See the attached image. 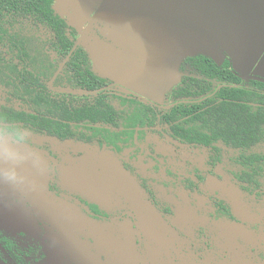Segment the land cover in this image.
<instances>
[{
  "label": "rangeland",
  "instance_id": "1",
  "mask_svg": "<svg viewBox=\"0 0 264 264\" xmlns=\"http://www.w3.org/2000/svg\"><path fill=\"white\" fill-rule=\"evenodd\" d=\"M99 1L89 0L83 39L98 71L125 91L159 102L181 59L198 52L264 77V0H105L94 16L104 48L91 28ZM142 145L136 174L97 143L0 131V231L31 242L34 264H264V198L254 200L264 188L242 191L224 166L208 175L203 149L156 138L149 156ZM196 175L198 190L182 186ZM211 195L236 219L215 217ZM79 199L109 217L91 216Z\"/></svg>",
  "mask_w": 264,
  "mask_h": 264
},
{
  "label": "trees",
  "instance_id": "2",
  "mask_svg": "<svg viewBox=\"0 0 264 264\" xmlns=\"http://www.w3.org/2000/svg\"><path fill=\"white\" fill-rule=\"evenodd\" d=\"M58 1L0 0L2 134L96 142L128 165L149 136L165 139L161 127L203 149L210 174L222 164L248 193L264 185V82L240 75L228 57L218 62L198 52L181 59L162 105L118 95ZM214 203L215 217L235 219L225 200ZM1 236L18 264H30L33 246L16 248Z\"/></svg>",
  "mask_w": 264,
  "mask_h": 264
},
{
  "label": "flooded vegetation",
  "instance_id": "3",
  "mask_svg": "<svg viewBox=\"0 0 264 264\" xmlns=\"http://www.w3.org/2000/svg\"><path fill=\"white\" fill-rule=\"evenodd\" d=\"M104 1L105 0H100L99 1V3L97 4L96 3V5H95V12H94V15H93V17H92V22H91V28H92V30H93V32H94V35L96 36V40H97V44H98V48L101 46V47H105V44L104 43H102V41H101V39H100V37H99V35H98V29L94 26V16H95V14H97L98 12H97V10H98V8L101 6V4L102 3H104ZM58 4H59V1H58ZM59 7H60V5H59ZM61 9V8H60ZM76 28V27H75ZM85 29H86V25L84 24L83 25V29H82V33H80V38H83V35H84V33H85ZM78 31V30H77ZM79 33V32H78ZM90 53V52H89ZM91 55V54H90ZM129 55H131V54H129ZM132 56H134V55H132ZM135 58H137L136 56H134ZM92 58V57H91ZM133 58V57H132ZM92 61H93V59H92ZM94 63V62H93ZM253 75V74H252ZM107 77V76H106ZM246 78H247V76H245ZM109 78V77H108ZM110 80H111V83L107 86V87H115V89H116V91H114L116 94H118V95H123V96H128V97H134V98H137L138 100H140V101H142V102H144V103H148V104H151V105H153V106H160V105H162V99H163V97H162V99L159 101V102H156V103H154V102H152L150 99H148V98H146V99H144V98H141V97H139L137 94H136V92L135 93H133V92H129V91H125L124 90V88L123 87H121L120 85H118L113 79H111L110 78ZM165 106H167V105H165ZM158 130L160 131V133L164 136V138L165 139H162L159 135H155L154 137H152V138H150V136L147 138V146H146V148H149V149H151V153H149V156H152L153 154V147H154V141H155V139L156 138H159L160 140H162L164 143H166V144H168V145H170V146H174L176 149H194V148H197V147H190L191 145L190 144H188V143H184V142H182V143H184V144H187V145H182V146H179V145H176V144H174V143H172L168 138H167V135L168 136H170L169 134H167L166 132H164L163 130H162V128L161 127H158ZM24 132H29V131H23L22 133L24 134ZM22 133H21V138H22ZM36 134V133H35ZM3 135H5V134H3ZM6 135H9V136H12V134H6ZM40 135V134H39ZM13 137V136H12ZM171 137V136H170ZM14 138V137H13ZM172 138V137H171ZM15 139V138H14ZM62 139V138H61ZM174 139V138H173ZM16 140V139H15ZM21 140V139H20ZM176 140V139H175ZM75 141H77V140H75ZM178 141V140H177ZM82 142V141H81ZM180 142V141H179ZM87 143H92V142H87ZM93 143H96V142H93ZM149 143H151V144H149ZM143 145H142V147H140V149H138V150H140L139 152H140V154L139 155H137L136 154V158L135 159H130L129 158V161L127 162V163H129L128 165H126V164H124L123 163V161H122V159H121V157L119 156V155H117V154H115L112 150H110V151H112L115 155H117L118 157H120V160L122 161V164L126 167V168H128V169H130L131 171H133V172H135L134 171V168H135V166H134V164H132V161L133 162H135L137 159H138V157L142 154L141 153V151H143ZM201 149V148H200ZM135 149H133V151H134ZM128 151H131V149H127L124 153L126 154H128ZM206 153V152H205ZM78 157H79V159H78V161H80L81 163V165L85 162V159H84V157H82L81 156V154H78ZM207 157V156H206ZM80 164L78 165V167L80 166ZM205 164H206V160H205ZM218 166H223L222 164L221 165H217L214 169H216ZM206 167H207V170H206V173L208 174V175H214L215 173H214V169H213V173L212 174H210L208 171V166H207V164H206ZM227 168L225 167V170H226ZM135 170H136V168H135ZM226 172H227V170H226ZM136 174L138 173L137 171L135 172ZM227 173H229V172H227ZM229 174H231V173H229ZM232 175V174H231ZM196 179H197V183L196 184H194V183H192L190 180H188L187 182H189V183H183L182 184V186L183 187H185L186 189H189V191L190 190H198L199 189V187H198V183L199 182H201L203 179H204V177L202 176V175H196ZM231 179H232V177H231ZM139 180H140V183H141V185H142V187L144 188V190L146 191V194H147V197H148V199L157 207V208H159V209H161V207H160V203H159V201L155 198V196L153 195V193H152V191H151V189H149V187L146 185V183L143 181V179L142 178H139ZM232 181H234V179H232ZM183 182V181H182ZM235 183V182H234ZM236 184V183H235ZM238 185V184H237ZM239 187V186H238ZM240 188V187H239ZM261 188H264V185H260V187H256L255 188V191L256 190H258V191H260V189ZM241 189V188H240ZM242 191H244V192H246V193H248V191H245V190H243V189H241ZM261 195H264V193L263 192H259L258 193V195L256 196V198L254 199V200H256V201H260V200H262L264 197L263 196H261ZM209 202L214 206V209L216 210V207H215V203H214V200L215 199H223V200H225L227 203H228V205L230 206V208H231V205L229 204V202L227 201V199H224V198H221V197H217V196H214V195H211V196H209ZM81 204H82V206L84 207V209L91 215V216H93V217H96V218H108L109 217V215L107 214V213H104V212H102V211H100L99 209H98V207L95 205V204H91V203H86V202H84V200L83 199H79L78 200ZM93 206V208H91ZM93 209H95V210H93ZM215 210H214V212H215ZM231 211H232V208H231ZM232 214H233V212H232ZM214 215V214H213ZM234 215V214H233ZM235 216V215H234ZM218 217H225V218H227L226 216H218ZM227 219H229V218H227ZM235 219H236V217H235ZM235 219H233V220H235ZM231 220V219H230ZM0 234L2 235L3 234V236H5L6 238H10V240L13 242V244H14V246L17 248V245L19 246V247H21V248H26V247H28V246H33L32 245V243L31 242H29L28 240L27 241H23L22 240V238H20V236L19 235H13V236H10L9 237V235L7 236V235H5L2 231H0ZM0 235V237H2ZM22 236V235H21ZM33 248H34V251H35V247L33 246ZM10 260V261H9ZM26 261H28L30 264H34L35 262V260H34V252H32V254L31 255H29L28 257H26ZM0 264H18V261H17V256H16V253H12L11 251H10V249H8L6 246H5V244L3 243V241H2V239L0 238Z\"/></svg>",
  "mask_w": 264,
  "mask_h": 264
},
{
  "label": "water",
  "instance_id": "4",
  "mask_svg": "<svg viewBox=\"0 0 264 264\" xmlns=\"http://www.w3.org/2000/svg\"><path fill=\"white\" fill-rule=\"evenodd\" d=\"M59 5L61 11L67 16L73 26L76 27L79 33H82L85 17L90 5L89 0H59ZM130 56L135 58L132 55ZM247 78L264 82V77L259 75H249ZM167 138L176 145H187L171 138L168 135Z\"/></svg>",
  "mask_w": 264,
  "mask_h": 264
},
{
  "label": "crops",
  "instance_id": "5",
  "mask_svg": "<svg viewBox=\"0 0 264 264\" xmlns=\"http://www.w3.org/2000/svg\"><path fill=\"white\" fill-rule=\"evenodd\" d=\"M261 67H260V70H264V63L262 64V62H261Z\"/></svg>",
  "mask_w": 264,
  "mask_h": 264
}]
</instances>
